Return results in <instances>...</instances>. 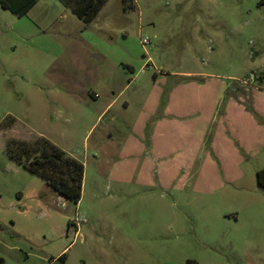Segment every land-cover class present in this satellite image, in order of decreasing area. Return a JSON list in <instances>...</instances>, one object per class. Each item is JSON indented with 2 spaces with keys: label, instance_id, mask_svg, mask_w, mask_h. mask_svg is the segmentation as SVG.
Here are the masks:
<instances>
[{
  "label": "rangeland",
  "instance_id": "obj_1",
  "mask_svg": "<svg viewBox=\"0 0 264 264\" xmlns=\"http://www.w3.org/2000/svg\"><path fill=\"white\" fill-rule=\"evenodd\" d=\"M37 10L0 6V264L259 261L264 0H104L88 24L62 0ZM180 84L181 117L157 126ZM40 136L84 162L79 203L7 154Z\"/></svg>",
  "mask_w": 264,
  "mask_h": 264
},
{
  "label": "trees",
  "instance_id": "obj_2",
  "mask_svg": "<svg viewBox=\"0 0 264 264\" xmlns=\"http://www.w3.org/2000/svg\"><path fill=\"white\" fill-rule=\"evenodd\" d=\"M37 0H0L4 8L22 17ZM86 24L99 12L104 0H83L72 5L62 0ZM7 154L29 171L41 176L67 201L79 203L84 185L85 164L50 139L40 136L33 141L11 137L6 144ZM258 182L264 186V168L258 171Z\"/></svg>",
  "mask_w": 264,
  "mask_h": 264
},
{
  "label": "crops",
  "instance_id": "obj_3",
  "mask_svg": "<svg viewBox=\"0 0 264 264\" xmlns=\"http://www.w3.org/2000/svg\"><path fill=\"white\" fill-rule=\"evenodd\" d=\"M41 0H37L36 1V3L32 6V8L27 12V14L26 15H28L29 13H31V12H34L35 10H37L38 9V5H39V2H40ZM63 2V1H62ZM64 3V2H63ZM0 6L3 8V9H6V10H9V9H7V8H4L2 5H1V2H0ZM9 11H11V10H9ZM38 11V10H37ZM39 11H41V10H39ZM12 12V11H11ZM13 13V12H12ZM38 13V12H37ZM15 14V13H14ZM15 15H17V14H15ZM18 16V15H17ZM25 16V15H24ZM19 17V16H18ZM23 17V16H22ZM204 85H206V83H201L200 84V88L201 87H203ZM185 86H189V85H186V84H180V85H178V86H176V87H174V88H172V90L170 91V93H169V101H167L164 105H163V111H164V113H163V118H159V119H157V120H155L156 121V123H157V126H158V123H160V121H161V119H167V118H170V119H172V117H181V115L182 114H180L179 115V113L176 111V110H173L172 108H173V105L174 104H176V102H175V96H176V91L179 89V87H185ZM223 90L225 91V86L223 87ZM264 90V89H263ZM163 92V90L162 89H160V91H159V94L156 96V100H155V102H154V109L152 110L153 112L152 113H154V111H156L158 108H160L162 105H160V98L162 97V93ZM92 95H94L95 97H97V95L94 93V94H92ZM259 96V95H258ZM228 105H232V106H235V107H237V108H240L241 110H244V111H247L248 113H250L251 115H252V117H253V119H254V121L255 122H257V123H261L260 121H257L256 120V118H255V116L252 114V112H250L249 110H247L245 107H243V106H241V105H236V104H232V103H229L228 102ZM256 108H257V110H258V112H260L261 114L264 112V107H261L260 105H259V101H258V98H257V102H256ZM158 121V122H157ZM228 124V123H227ZM229 125V124H228ZM262 125L264 126V122L262 123ZM140 127V126H139ZM224 128L226 127L225 125L223 126ZM230 127V126H229ZM141 128V127H140ZM157 128V127H156ZM231 128V127H230ZM232 130V129H231ZM161 132V131H160ZM154 133L153 134V139H157L158 138V136L162 133ZM232 134L234 135V137H235V139H236V142L238 141V139H237V137H236V135L234 134V132H233V130H232ZM227 136V135H226ZM159 137H162V135L161 136H159ZM212 150L214 151V149L212 148ZM215 152V151H214ZM234 246V245H233ZM253 247H256V248H259V249H261V251H262V254H261V259L259 260V261H257V262H245V263H243V264H264V239L262 238L261 240H257V239H254L253 237H249L247 240H246V248L247 249H251V248H253ZM228 264H235V263H231V262H229ZM239 264V263H238ZM241 264V263H240Z\"/></svg>",
  "mask_w": 264,
  "mask_h": 264
},
{
  "label": "built area",
  "instance_id": "obj_4",
  "mask_svg": "<svg viewBox=\"0 0 264 264\" xmlns=\"http://www.w3.org/2000/svg\"><path fill=\"white\" fill-rule=\"evenodd\" d=\"M148 40H149V37H146V40H145V41L147 42ZM253 76H254V75L252 74V75H251V78H253Z\"/></svg>",
  "mask_w": 264,
  "mask_h": 264
}]
</instances>
